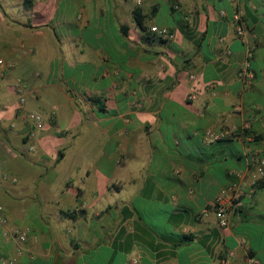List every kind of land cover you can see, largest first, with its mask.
I'll use <instances>...</instances> for the list:
<instances>
[{"label":"crops","instance_id":"1","mask_svg":"<svg viewBox=\"0 0 264 264\" xmlns=\"http://www.w3.org/2000/svg\"><path fill=\"white\" fill-rule=\"evenodd\" d=\"M0 58V264H264V183L246 163L264 149V0H0Z\"/></svg>","mask_w":264,"mask_h":264},{"label":"built area","instance_id":"2","mask_svg":"<svg viewBox=\"0 0 264 264\" xmlns=\"http://www.w3.org/2000/svg\"><path fill=\"white\" fill-rule=\"evenodd\" d=\"M136 7H142L144 5L145 0H131ZM235 23H236V33L239 38H244L248 31V25L247 22L243 19L242 15L237 13L234 17ZM151 31L156 35L157 38H160L162 40H166L172 37L170 31L168 28H158L153 27ZM254 54L255 49L253 46L248 45L245 53V59L243 62V66L240 70L239 77L245 87H252L256 82V72L253 68V60H254ZM6 67V62L2 58H0V71L3 70ZM193 98V96H192ZM22 101H25V96H21ZM26 119L29 120L31 123H33V126L36 130H41L44 126V118L39 113H28L26 116ZM249 128L248 126H245L246 130ZM33 131L30 134V137L34 138L36 136V132ZM226 137V134L224 132H216L213 130H209L205 134V142L210 144L213 142H217L222 140ZM251 140V139H250ZM248 154V155H247ZM246 154V163L247 167L249 169H254V179L256 180V183L263 182L264 183V149L260 151H248ZM1 172V170H0ZM255 186L250 190L249 192V198L252 199L255 195ZM242 195V192L240 191V188L237 186H233L228 190L227 192H224L217 196L215 201V214L217 219L219 220V224L222 228H228L230 226V211L232 208H235L237 205L240 204V196ZM0 225L1 226H7L9 225V220L7 216L4 214L2 209L0 208ZM18 243L17 252L18 256H21L25 252V243L29 236L28 230H21L19 228H15L13 230L12 234ZM242 243H245L244 240H242ZM18 259H14L10 261L11 263H16ZM250 264H262L261 261L256 258L252 257L250 259ZM134 263H137V260H134ZM228 261H225V264H227ZM3 264H7V261H4Z\"/></svg>","mask_w":264,"mask_h":264},{"label":"trees","instance_id":"3","mask_svg":"<svg viewBox=\"0 0 264 264\" xmlns=\"http://www.w3.org/2000/svg\"><path fill=\"white\" fill-rule=\"evenodd\" d=\"M135 17H136V20H137L138 25H139L140 27H143V24H144V23H143V17L141 16L139 10H136V11H135ZM92 102H93L95 105H97L101 111H104V110H105L104 107H102V103H103L102 98H93V99H92ZM59 155H61V152H59ZM191 239H192L191 237H186V236H185V237L182 239V242H188V241H190Z\"/></svg>","mask_w":264,"mask_h":264},{"label":"rangeland","instance_id":"4","mask_svg":"<svg viewBox=\"0 0 264 264\" xmlns=\"http://www.w3.org/2000/svg\"><path fill=\"white\" fill-rule=\"evenodd\" d=\"M29 113H32V112H29ZM60 126H61L62 129H66V128H67V124H66V122H65L64 119H61V124H60ZM81 143H82V146L84 147L85 145L90 144L91 141H89V140H87V139H83ZM71 164H72V163H69V162L67 161V162H65L64 166H65V167H69V165H71Z\"/></svg>","mask_w":264,"mask_h":264}]
</instances>
